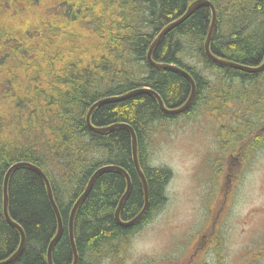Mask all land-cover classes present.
<instances>
[{"label":"trees","instance_id":"1","mask_svg":"<svg viewBox=\"0 0 264 264\" xmlns=\"http://www.w3.org/2000/svg\"><path fill=\"white\" fill-rule=\"evenodd\" d=\"M58 1L66 3V8H62ZM93 1L54 0L53 11L61 14L59 21L53 20L45 10L33 11L27 7L22 11H13L7 19H0V22L11 19L14 24L22 22L30 14L32 19L39 20L38 25L27 28L22 35L15 31L11 37L8 35L5 41H0L1 104L10 100L6 88L17 84L26 69L35 64L44 68L45 76L30 74L24 78L36 86L50 76L56 94H45L44 98H39L41 105L34 106L27 102L29 95L24 92V85L13 90L15 103L28 113V119H42L35 140L37 145L17 137L15 126L19 119L14 125H9V120L0 127V260L6 259L19 243V234L5 220L2 207L3 180L10 165L30 161L45 171L64 221L63 234L54 247L53 261L54 264H71L73 252L68 217L74 202L99 168L118 165L125 168L132 178V190L121 212L124 221L133 218L144 206L143 186L132 160L130 133L123 127L102 134L93 132L86 124L88 109L101 98L123 95L144 87L158 92L168 108L180 107L190 96L191 84L183 75L154 68L146 56L159 32L186 11L190 5L188 0H101V9L97 7L101 4L95 6ZM212 1L217 12L212 53L239 64L259 65L264 59V0ZM32 2L28 0V3ZM51 3L48 1V4ZM78 12L94 21L97 25L94 32L99 33L96 54L88 61L77 59L76 52H67L64 47V40L81 43L79 39L86 36L76 30L79 25H76L75 13ZM69 20L70 26L63 29L62 26ZM105 20L109 21L108 27ZM210 22L208 7L196 9L186 20L168 31L153 52L155 61L177 64L195 79L196 96L189 110L177 115L166 114L148 92L104 103L95 109L93 124L105 127L125 122L132 125L137 133L140 162L150 189V207L139 222L130 227L121 226L114 219V214L126 191L125 178L117 171L102 172L75 217L74 234L80 255L78 264H94L108 255H123V250L128 249L124 239L127 237L128 241V235L139 230L165 204V187L171 172L151 165L146 145L158 123L164 127L170 119H194L212 109L219 116L228 118L231 113L223 111L222 107L236 111L239 99L236 97L240 94L235 92L242 93L245 83L257 78L264 88V71L248 73L217 64L206 56L203 45ZM148 24L151 28L143 31L141 26ZM0 36L3 34L0 33ZM68 56L73 59L72 64L67 61ZM195 57L227 74L222 72L227 87L224 93L209 90L212 82L188 62ZM133 74H138L140 78H132ZM206 93L210 94V104L218 100L217 104L200 108L203 105L199 102L203 101L202 95ZM52 111L55 119H48ZM262 118L264 115L261 113ZM12 126L15 135L12 134ZM254 130L255 126L251 123L248 134ZM253 140L252 152L257 145L261 150L264 135H258ZM32 145L35 146L32 151L26 149ZM263 161L262 155L252 158V164L256 166L263 165ZM9 212L23 226L27 236L23 252L10 264H48L46 252L57 233V218L45 181L39 173L28 167H19L12 173L9 180Z\"/></svg>","mask_w":264,"mask_h":264},{"label":"rangeland","instance_id":"2","mask_svg":"<svg viewBox=\"0 0 264 264\" xmlns=\"http://www.w3.org/2000/svg\"><path fill=\"white\" fill-rule=\"evenodd\" d=\"M93 2L95 6H97L95 3L101 4L100 7L97 6L101 9V0H94ZM81 19L82 16L75 13L76 25L81 23ZM34 23L35 21L32 18L25 20L26 26H32ZM141 27L145 31L151 28V25H142ZM70 50H75L74 44L71 45ZM66 59L70 64L73 63V59L69 56ZM188 62L194 64L196 70L200 73H203L201 70L203 68H214L209 64L201 62L197 57L190 59ZM219 69L215 70V74L210 75L212 79L203 73L212 82L211 87H209L212 93L215 91L224 93L227 88L223 73L227 74ZM36 75L37 73L32 76ZM24 76H22L17 84H10L6 90H8L9 94L12 93L14 95L13 90L25 84V87L22 88L29 95L27 102L34 106L41 105L42 101L38 98L36 91H34L38 86L30 84ZM132 78H140V76L133 74ZM255 79L244 84L242 93L239 91L235 92V94H240L238 97L246 105L254 106L261 104L264 110V88L260 84L261 80ZM108 84H111V82ZM41 89L43 91V87ZM39 95L44 98V91L39 93ZM209 96V93L202 95L203 101L199 103L203 106L200 108H209L211 106ZM10 102L13 105L11 111L12 119H10L9 125H14L19 119L15 126L17 137L25 138L37 145L35 140L39 134L42 119L26 118L24 112L16 109L13 97H10ZM53 111L55 110L53 109ZM53 111L50 113L48 119L51 117L55 119ZM217 116L218 113L212 109L211 117ZM250 125L251 123L247 122V130L250 128ZM221 126L220 119H211L207 124L204 123V119H181L179 122L178 119H170L165 122L164 127H161L159 123L156 125L153 131L158 133L159 130L164 129L168 130V132L166 135L157 133L152 135L149 149L150 163L153 166L166 167L171 170L172 178H169L165 187L167 196L165 204L155 211L149 221L144 223L139 230L128 235V241L127 237L124 239L125 244L128 245V254L133 253V256L136 257L134 262L138 260L145 261L147 259L148 261H152V263L158 260V264H177V260L174 258L180 252L173 251V246L177 251L182 250L183 246L177 244V241L182 238L183 240H187L188 236H182L189 231L198 229L199 221L202 220L204 215L203 202L208 201L209 196L206 195L215 188L214 181L217 178L220 163L217 161L219 158V151L217 152V150L227 135V131ZM11 129L12 134L15 135L14 127L12 126ZM188 129L190 133L187 132ZM251 130L253 129L251 128ZM232 131L229 133V140L242 139L240 136L237 137V133L234 134ZM245 131L240 132V134ZM251 135L252 133L248 135L247 139ZM208 144L212 149L206 152L207 155L203 159L206 153L202 151L208 149ZM34 147V145L27 146L26 149L32 151ZM215 161H217L216 164ZM252 176L255 180L256 188L251 202L241 206L239 209V217L242 221H246V223L244 222L242 226L240 225V229H244V234L238 235L239 247L235 246L234 253L250 244L254 239L264 237V163L263 167L258 166V168H255ZM252 188L253 181L250 183L247 180H243L235 190L232 210H230V215L227 218L229 226L233 225L235 221L236 213L234 209L237 207L239 200L247 194H251ZM223 213L224 211L216 213L210 222L212 228L219 226ZM196 235L197 233L193 234L191 240L195 239ZM123 256L126 257L125 253ZM115 258L113 257L111 261L104 258L95 261L94 264H121V261L119 260L117 263ZM129 260L128 257L127 261ZM186 262L188 263V259ZM135 264H140V262H136Z\"/></svg>","mask_w":264,"mask_h":264},{"label":"water","instance_id":"3","mask_svg":"<svg viewBox=\"0 0 264 264\" xmlns=\"http://www.w3.org/2000/svg\"><path fill=\"white\" fill-rule=\"evenodd\" d=\"M209 6L211 8V12H212V19H211V23H210V29H209V35L208 38L205 42V50L207 55L213 59L214 61L227 65V66H231L240 70H244L247 72H258L264 69V61L256 66H252V65H245V64H238V63H232V62H227L224 59H222L221 57H218L216 55H214L211 50H210V44L212 42V38L214 35V29H215V24H216V10L215 7L213 6V4L211 3V1L209 0H196L193 3L190 4L187 12L182 15L180 18H178L177 20H175L174 22H172L167 29H165L163 32H161L156 39H154V41L152 42L148 53H147V58L148 61L150 62V64L158 69H169V70H173L176 71L180 74H182L183 76H185L191 83L193 86V92L192 95L190 96V98L180 107L176 108V109H168L164 103V100L162 99V97L160 96V94L158 92L154 93L152 92L153 96L156 98L158 105L160 107V109L162 111H164L165 113H169V114H176V113H180L183 112L185 110H187L190 105L192 104V101L194 99L195 96V83L193 82V79L191 77V75L186 72L185 70H183L179 65H175L172 63H168V62H157L153 59L152 57V53L154 51V49L156 48V46L160 43L161 38L174 26H176L177 24H179L180 22H182L183 20H185L194 10H196L197 8H199L200 6ZM146 89H143L142 92H146ZM139 92V91H138ZM150 92V91H149ZM151 93V92H150ZM119 97H111L109 99H99L97 100L95 103H93L91 105V107L89 108L88 111V117L86 119V122L88 124V126L96 132L99 133H104L107 130H111V129H115L118 127H124L126 128L129 133L131 134V138H132V158H133V162L135 164L136 170L140 176V179L142 181V185H143V190L145 193V204L143 206V208L141 209V211L134 216L133 218L129 219L128 221H124L120 218V213L122 210L123 205L125 204L126 200L128 199L130 192L132 190V183H131V178L129 176V174L127 173V171L118 165H108V166H104L100 169H98V171H96L94 173V175L92 176L90 182L88 183L85 191L79 196V198L76 200V202L73 205V208L71 210L70 213V217H69V231H70V241H71V247H72V252H73V263L72 264H78L79 262V253L77 250V245H76V241H75V237H74V231H73V224H74V219H75V215L79 209V207L81 206V204L84 202L85 198L88 196V194L90 193V191L92 190V187L98 177V175L104 171H110V170H114V171H118L120 172L122 175H124L126 182H127V188L125 193L123 194L122 198L120 199L116 211H115V220L116 222H118L121 225L124 226H129V225H133L137 222H139L147 213V211L149 210L150 207V202H149V188H148V182L147 179L145 177V174L140 166L139 163V159H138V145H137V135L136 132L134 131L132 125L125 123V122H119V123H112L107 127H102V126H95L94 124H92L91 122V115L92 112L94 111V109L103 104L104 102H112V101H119ZM20 167H28L31 168L32 170L36 171L37 173H39L41 175V177L44 179L46 187H47V191H48V196L50 199V202L52 204V207L54 209V212L56 214L57 220H58V230H57V234L54 236V238L51 240V243L49 245L48 248V253H47V258H48V264H54L53 259H52V251L55 247V245L57 244V242L59 241V239L61 238L63 231H64V225H63V221H62V217H61V213L59 210V207L57 205V203L55 202L54 196H53V192H52V188L49 182V178L46 176V174L44 173V171L39 168L38 166H36L34 163L32 162H16L14 164H12L8 170L5 173L4 176V185H3V213L6 217L7 222L13 226L14 228H16L19 233H20V237H21V242L20 245L18 247V249L9 257H7L4 260L0 261V264H9L11 262H13L15 259H17L21 253L23 252L26 242H27V236L26 233L24 231V229L22 228V226L20 224H18L16 221H14L11 216H10V212L8 210V185H9V179L11 174Z\"/></svg>","mask_w":264,"mask_h":264},{"label":"flooded vegetation","instance_id":"4","mask_svg":"<svg viewBox=\"0 0 264 264\" xmlns=\"http://www.w3.org/2000/svg\"><path fill=\"white\" fill-rule=\"evenodd\" d=\"M5 7L10 8V3L0 4V19L2 20L10 17V14L5 17ZM11 24L10 20L0 22V33L3 34L0 36V41H5L10 35ZM245 120V123L250 122V119ZM258 124L259 121L254 126L256 127ZM232 132L237 133V137L240 136L242 139L230 140L229 146H224L225 149L222 150L227 159L220 170L219 197L221 198H216L213 214L204 218L200 229L195 232L197 233L195 239L191 240L193 234L188 237L184 253L174 258L177 260V264H264V237L259 240L254 239L250 244L234 253L235 246L239 245L238 235L244 234V229H240V225L242 226L246 221H242L236 215L233 225L229 226L227 218L233 204L234 192L243 182L247 163L253 157L255 150V148L253 152L251 150L255 141L253 139H256L258 135L253 131L251 137L247 139L250 135L248 130L241 134L237 130ZM223 142L225 143L226 140ZM258 147L259 145L256 148ZM219 211H224L221 222L217 228H212L210 222ZM229 232H235L234 239L232 236H228ZM152 264H158V262Z\"/></svg>","mask_w":264,"mask_h":264},{"label":"bare ground","instance_id":"5","mask_svg":"<svg viewBox=\"0 0 264 264\" xmlns=\"http://www.w3.org/2000/svg\"><path fill=\"white\" fill-rule=\"evenodd\" d=\"M189 6H190V5H189ZM189 6L187 7L186 11H185L182 15H184V14L187 12ZM197 9H198V8H197ZM194 11H195V10H194ZM194 11H193V12H194ZM193 12H192V13H193ZM192 13H191V14H192ZM191 14H190V15H191ZM182 15H181V16H182ZM190 15H189V16H190ZM216 15H217V12H216ZM181 16H180V17H181ZM189 16H188V17H189ZM180 17H179V18H180ZM188 17H187V18H188ZM187 18H186V19H187ZM177 19H178V18H177ZM177 19H175V20H177ZM186 19H185V20H186ZM211 19H212V16H211ZM175 20H173L172 22H174ZM183 21H184V20H183ZM183 21H182V22H183ZM172 22H170L167 26H165V27L159 32V34H160L161 32H163L165 29H167V27H168ZM216 22H217V16H216ZM180 23H181V22H180ZM180 23H179V24H180ZM210 23H211V22H210ZM179 24H177V25H179ZM177 25H176V26H177ZM174 27H175V26H174ZM174 27H173V28H174ZM215 27H216V24H215ZM209 29H210V26H209ZM170 30H171V29H170ZM170 30H169V31H170ZM214 32H215V29H214ZM167 33H168V32H167ZM167 33H166V34H167ZM159 34H158V35H159ZM166 34H165V35H166ZM158 35H157V36H158ZM208 35H209V31H208ZM208 35H207V38H208ZM157 36H156V37H157ZM156 37H155L154 39H156ZM213 37H214V35H213ZM206 40H207V39H206ZM212 40H213V38H212ZM153 41H154V40H153ZM205 42H206V41H205ZM147 59H148V58H147ZM222 59H224V60L227 61V62L237 63V62L229 61V60H227V59H225V58H222ZM148 62H149V61H148ZM149 63H150V62H149ZM238 64H239V63H238ZM150 65H151V64H150ZM242 65H243V64H242ZM151 66H152V65H151ZM231 68H234V67H231ZM182 69H183V68H182ZM234 69H237V68H234ZM158 70H162V69H158ZM183 70H185V69H183ZM237 70H238V69H237ZM239 70H240V69H239ZM185 71H186V70H185ZM186 72H188V71H186ZM188 73H189V72H188ZM189 74H190V73H189ZM190 75H191V74H190ZM191 77H192V75H191ZM192 79H193V82L195 83V96H196V89H197V88H196V82H195V79H194L193 77H192ZM189 82H190V81H189ZM190 84H191V93H190V96H191V95H192V92H193V86H192V83H191V82H190ZM143 89H146V90H147L146 92H148V93L151 92V94H152V92L156 93V91L150 89L149 87H144V88H138V89L132 90V91H130V92L126 93V94H123V95L104 97L103 99H109V98H111V97H119V98H120L119 100L121 101V100H125V99H127V98H130V97H132V96H134V95H137V94L141 93L140 91H142ZM138 91H139V92H138ZM149 91H150V92H149ZM152 95H153V94H152ZM190 96H189V97H190ZM194 99H195V97H194ZM108 102H110V101H108ZM108 102H104V103H108ZM94 103H95V102H94ZM104 103H103V104H104ZM99 106H100V105H99ZM97 107H98V106H97ZM97 107H96V108H97ZM167 108H168V107H167ZM177 108H178V107H177ZM168 109H176V108H168ZM164 113H165V112H164ZM166 114H167V113H166ZM177 114H179V113L171 114V115H177ZM87 117H88V113H87V115H86V119H87ZM105 127H107V126H105ZM133 129H134V128H133ZM111 130H112V129H111ZM107 131H110V130H107ZM134 131H135V130H134ZM105 132H106V131H105ZM21 162H26V161H21ZM19 167H20V166H19ZM103 167H104V166H103ZM39 168H40V167H39ZM101 168H102V167H101ZM99 169H100V168H99ZM97 171H98V170H97ZM100 174H101V173H100ZM100 174H99V175H100ZM93 175H94V174H93ZM99 175H98V176H99ZM49 182H50V181H49ZM89 182H90V181H89ZM50 185H51V183H50ZM46 188H47V187H46ZM51 188H52V187H51ZM148 188H149V185H148ZM47 192H48V191H47ZM52 192H53V190H52ZM53 196H54V194H53ZM54 199H55V198H54ZM149 200H150V189H149ZM55 202H56V200H55ZM144 204H145V193H144ZM8 210H9V195H8ZM120 225H121V224H120ZM133 225H134V224H133ZM121 226H124V225H121ZM130 226H132V225L124 226V227H130ZM56 234H57V233H56ZM56 234H55V235H56ZM53 238H54V237H53ZM53 238H52V239H53ZM78 253H79V252H78Z\"/></svg>","mask_w":264,"mask_h":264},{"label":"snow or ice","instance_id":"6","mask_svg":"<svg viewBox=\"0 0 264 264\" xmlns=\"http://www.w3.org/2000/svg\"><path fill=\"white\" fill-rule=\"evenodd\" d=\"M257 135H264V130H262L261 132L257 133Z\"/></svg>","mask_w":264,"mask_h":264}]
</instances>
